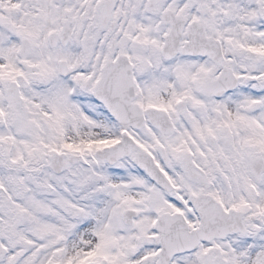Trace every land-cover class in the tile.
Masks as SVG:
<instances>
[{"label":"snow or ice","instance_id":"snow-or-ice-1","mask_svg":"<svg viewBox=\"0 0 264 264\" xmlns=\"http://www.w3.org/2000/svg\"><path fill=\"white\" fill-rule=\"evenodd\" d=\"M0 264H264V0H0Z\"/></svg>","mask_w":264,"mask_h":264}]
</instances>
